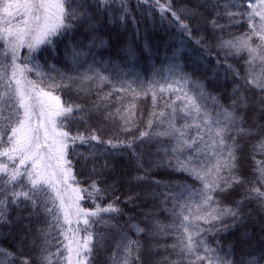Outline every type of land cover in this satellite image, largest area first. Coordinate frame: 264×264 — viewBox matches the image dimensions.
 Wrapping results in <instances>:
<instances>
[{
	"label": "snow or ice",
	"instance_id": "1",
	"mask_svg": "<svg viewBox=\"0 0 264 264\" xmlns=\"http://www.w3.org/2000/svg\"><path fill=\"white\" fill-rule=\"evenodd\" d=\"M140 3L157 7L162 17L171 13L189 37L194 32L189 20L203 16L197 7L174 10L172 0ZM202 6L213 12L208 27L221 33L216 37L217 49L226 57L247 54L244 76L227 66L244 82L233 90L235 98L227 107L202 84L173 68L168 69L164 83L150 82L144 87L140 82L133 87L132 81L105 75L95 59H84L89 53L81 51L83 40L71 42L75 35L80 33L88 40L89 52L104 47L106 42L97 34L101 18L107 16L111 22L118 10L120 20H126L127 0H0V235L3 228L23 222L17 250L0 246V264H32L33 259L38 264H93L109 239V233L97 229H115L119 237L111 264H144V245L133 239L129 230L137 237L158 238L148 249L149 255L157 257L160 249L169 253L153 259L152 264H232L228 254L221 255L222 249L212 246L207 237L242 223L247 218L243 213L246 203L254 201L264 210V125H248L245 116L252 103L245 93L253 90L261 97L256 104L264 113V0H205ZM221 18L227 23H219ZM245 19L247 31L224 35L227 28ZM64 39L70 40L66 52L75 74L54 66L45 71L36 54L47 47L54 51ZM196 43L206 50L209 47L203 36ZM21 49L27 50L23 56ZM84 63L88 67L76 71ZM105 85H111L106 92ZM64 90H74L78 97L95 91L96 99L89 104L67 101L60 94ZM149 95L152 111L138 136L101 135L103 122H112L121 133L133 132L138 127L137 101ZM93 115L101 117L100 128L90 127ZM81 123L85 131L71 130L73 124ZM253 136L259 139L253 145L252 178L247 180L239 173V140ZM146 140H156L157 153H163L162 159L149 161L147 166L145 154L136 151L137 142ZM80 146H86L85 150ZM120 149L131 150L137 170H142L132 177L134 182L166 189L163 193L155 188L146 190L143 195L162 196L160 204L166 208L171 204L167 208L170 223H162L152 213L145 214L144 226L129 223L124 229L113 223L123 212L118 206L120 197L101 203L115 182L99 179L106 175L109 164L105 161L97 167L96 161L109 150L110 155L122 154ZM73 157H80L85 167L93 164L90 174L97 178L86 187L77 179ZM161 166L186 173L199 187L178 185L174 195L168 186L149 176L153 167ZM236 186L244 187L243 196L234 204H223L218 194ZM140 195L127 196L125 202L132 203ZM86 200L94 207H85L82 201ZM13 207L20 210L18 219L9 214ZM41 215L45 227L36 228L37 235H33L31 218ZM166 237H172L173 242L159 243ZM53 247L55 251H51ZM26 249L39 251L33 257L25 255Z\"/></svg>",
	"mask_w": 264,
	"mask_h": 264
},
{
	"label": "trees",
	"instance_id": "2",
	"mask_svg": "<svg viewBox=\"0 0 264 264\" xmlns=\"http://www.w3.org/2000/svg\"><path fill=\"white\" fill-rule=\"evenodd\" d=\"M166 2V0H161ZM205 0H172L174 10H179L185 6L192 8L197 7L203 16L199 20H189L194 28L193 36L189 37L184 34L178 24L172 19L171 13H165L161 16L159 9L153 5H145L140 3V0H127L129 12L124 21L120 20L121 12L114 11V17L109 22L108 17L101 18V24L98 26V36L106 43L104 47L92 48L89 52L87 47L88 40L84 39L80 33L74 37L75 42L83 40L84 47L82 52L89 53L84 59L87 62H92L93 59L98 63V66L104 71L105 75L119 77L132 81L133 87H136L140 82H143L144 87H147L150 82L164 83V77L169 75L168 69L173 68L178 74L187 75L191 81L199 82L208 94L216 96L220 104L225 107L232 103L235 98L233 90L238 86L243 85V80L234 75L228 70V65H232L240 76L245 75V60L247 54L240 56H225L222 51L216 47V37L220 36L219 31L213 33L208 27L207 21L212 18L213 12L211 9L203 7ZM246 9V4L244 5ZM241 9V10H244ZM183 18V17H182ZM219 23L226 24V18H221ZM248 30L247 20H242L239 24L227 28L224 35L228 32L234 35H239ZM82 31V30H81ZM200 36L205 38V43L209 45L207 50L200 44L196 43V39ZM70 40L64 39L62 43H57L55 50L52 47L42 49L36 54L39 63L45 71H51V66L61 72L75 74L70 56L66 52V46ZM26 49H21V55L26 54ZM131 53V54H130ZM220 61L219 65L217 61ZM88 67V63H84L82 67L76 71L83 72ZM33 78L34 74H33ZM111 85H105L104 91H108ZM241 91L244 89L241 87ZM64 100L75 101L77 103L89 104L96 99L95 91L91 96L84 97L81 94L79 97L74 90H64L60 93ZM252 101L247 109L245 116L248 125L255 126L256 124L264 125V113H261L256 104L261 97L255 92H246ZM130 99V97L128 98ZM161 106H163L161 104ZM113 109L115 105L112 106ZM152 111L151 96L143 97L137 101V125L138 127L131 133H121L112 122H103V131L101 135L105 138L118 133L120 138H131L138 136L139 132L145 128V123ZM183 123V120L179 121ZM92 128L101 127V117L93 115L89 121ZM85 131L84 125L73 124L71 130L73 132ZM259 139L257 136L251 138H241L239 140V173L245 179L252 178V169L255 166L253 160V145ZM167 143V141H165ZM157 141L152 140L137 142L136 151L143 152L144 161L147 166L149 161H156L163 158V153H157ZM86 146H80V150L84 151ZM111 150H109L110 152ZM105 152L100 155L96 161L97 167L108 162L109 168L105 169L106 175L99 179L106 180L109 184L115 182V187L110 189L101 202L107 204L116 196L120 197L118 206L123 209V212L115 216L113 223H118L120 227L128 229L129 223H140L144 226L146 223L145 214L152 213L154 217L162 223H170L172 217L167 208L171 207L169 203L167 208L160 204L162 196L157 198L146 197L143 193L152 191L154 188L157 192L163 193L164 187H157L151 183L141 182L136 183L132 177L141 173L142 170H137L135 159L131 155V150L120 149L119 155H110ZM260 158L259 156L257 157ZM74 172L82 186H87L91 179L97 178L92 176L91 169L93 164L89 162L84 166L80 157H73ZM149 176L162 182V185L168 186V190H172L175 195L178 185H193L199 187V183L194 181L186 173L176 172L169 167H153L149 172ZM141 193L139 198L132 203L125 202L127 196H135ZM244 194L243 186H236L234 189L218 194L219 199L225 205L234 204ZM85 207H94L90 201H82ZM19 209L15 207L10 209V216L18 219ZM249 212L251 213L250 215ZM243 213L247 218L242 222L230 228L227 232L209 235L207 237L210 244L214 247L222 249L221 255L227 253L232 264H264V210H262L256 202L246 203L243 208ZM23 215H27L26 212ZM33 235L36 228L45 227L44 217L41 215L39 219L32 217ZM127 222V223H126ZM231 224L232 221L228 220ZM109 233V239L104 247L100 248L93 260V264H111L110 257L115 248V240L119 239L115 235V229H97ZM23 231V222L2 229L0 235V246L15 252L17 243L20 240V233ZM128 234L133 239H139L144 245V264H152L153 259L159 256L169 255L163 249L159 250L157 257L148 254V249L156 245L158 238H152L147 234H142L137 237L132 231ZM31 237H29V240ZM217 241L219 243L217 244ZM41 241L37 238V243ZM172 237L160 239L161 244H171ZM38 249H26L25 255L35 257L38 254ZM51 251H55L53 247ZM172 259H176L174 255ZM32 264H38V261L33 259Z\"/></svg>",
	"mask_w": 264,
	"mask_h": 264
}]
</instances>
